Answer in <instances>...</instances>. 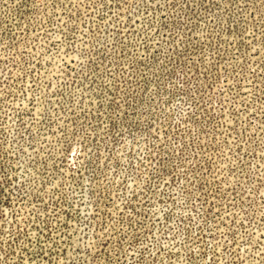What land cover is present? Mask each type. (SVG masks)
<instances>
[{"label":"rangeland","instance_id":"obj_1","mask_svg":"<svg viewBox=\"0 0 264 264\" xmlns=\"http://www.w3.org/2000/svg\"><path fill=\"white\" fill-rule=\"evenodd\" d=\"M0 264H264V0H0Z\"/></svg>","mask_w":264,"mask_h":264}]
</instances>
